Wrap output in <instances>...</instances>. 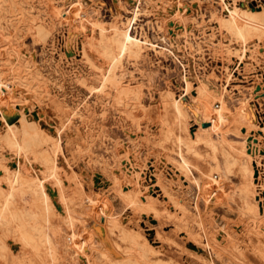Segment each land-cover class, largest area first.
<instances>
[{
	"label": "rangeland",
	"instance_id": "374dc122",
	"mask_svg": "<svg viewBox=\"0 0 264 264\" xmlns=\"http://www.w3.org/2000/svg\"><path fill=\"white\" fill-rule=\"evenodd\" d=\"M72 5L81 6L82 17L66 22ZM233 6L262 12L264 0H0V53L5 57L0 59V98L6 84L15 85L18 96V104L1 101L0 109L12 125L21 122L23 112L32 117L49 137L52 158L69 176L67 200L58 199L54 190L49 214L61 231L57 264H138L140 252L154 260L145 246L175 264H198L188 253L213 234L230 240L226 264H248L245 247L254 239L264 244V31L242 43L223 24ZM137 13L130 34L144 45L142 60L126 57L118 72L132 93L124 92L118 103L104 100L93 91L100 74L107 76L104 65L90 50L81 54L90 32L85 18L128 25ZM189 86L207 102L196 98V90L186 95ZM110 89L106 92L115 95ZM220 99L230 123L216 131L204 114ZM174 100L186 103L184 117L176 122ZM70 110L79 116L70 120ZM241 110L252 126L242 121ZM227 144L243 146L252 155V184L244 177L247 160L233 155ZM12 153L0 145V178L4 167L19 169ZM185 164L192 165L186 170ZM38 167L30 156L19 170L36 177ZM39 172L40 178L49 176ZM252 186L256 198L248 193ZM139 191L144 200L147 194L157 200L155 210L126 202ZM93 199L98 203L91 209ZM65 217L75 220L72 228L62 226ZM122 232L141 236L138 243H125L118 237ZM75 233L84 235L81 248L71 244ZM115 240L123 251H114ZM7 245L3 264L39 263L16 239Z\"/></svg>",
	"mask_w": 264,
	"mask_h": 264
},
{
	"label": "bare ground",
	"instance_id": "6f19581e",
	"mask_svg": "<svg viewBox=\"0 0 264 264\" xmlns=\"http://www.w3.org/2000/svg\"><path fill=\"white\" fill-rule=\"evenodd\" d=\"M228 11L230 14V18L228 20H224L223 24H225L228 27L229 31L235 34V36L242 43L244 44L247 43L248 36L250 34L264 31V11L262 12L252 11V10L246 11V10L237 9L236 6H233L232 8L230 7V10ZM82 14L83 13L81 6L72 5L71 10L68 13V16L64 18V20L66 22H77L78 19L82 17ZM138 16L139 15L137 13L134 19L129 20L128 25H122V24L112 25L99 21L92 22L89 19L85 18L87 22L86 26L87 25L89 26L90 32L89 34H87L82 44L81 54L85 53L86 50H90L100 57L102 64L104 65V68L107 72V76H103L102 74H100L101 77H103L102 81L100 80L101 83L99 82L100 86L97 83H94L93 91H95V94L98 95V97L99 96L104 97L103 98L104 100L105 98L108 100L112 98L115 101H117V99L123 100L125 94L124 92L129 93V91L131 90V88L130 90L127 89L129 88L127 87L129 85L128 84L126 85V82L124 83L123 81L124 78L122 79V77L118 75V72L121 71L123 64L122 61L126 57H134L136 61L142 60V50L144 45L141 41L134 38L130 34V29L132 28L131 25L136 22ZM42 29L44 30L43 27ZM4 58H5L4 55L0 53V59L4 60ZM237 61L243 63L244 58L240 54H238ZM120 75L123 76V73H121ZM192 86H189V88L187 87L188 91L186 95H190L192 90H196ZM107 88L108 89L111 88L112 90L116 91V94L113 95V94H109V92L107 93L106 92ZM135 88L138 89L137 100L141 104L142 93H143L142 88L141 86L139 87V85H137ZM2 89H3L1 90L2 97L0 98V102L11 101L12 103H16L15 99L18 97L16 86L6 84L5 86H2ZM196 92L198 93L196 98L205 101L206 96L197 90ZM127 95L125 97H127ZM1 103L4 104L3 102ZM219 103H220L219 106L213 105L211 106L210 109L205 108L206 111L204 110L205 111L204 117L207 119V121L212 122L211 129L216 131L223 130L225 126H228V124L230 123V116L226 106V102L224 101V99H220ZM16 104H18V101ZM185 104L178 100H174L173 103L170 105L173 111L175 122L184 117L183 114H184ZM83 108H85V106ZM84 111H88V109L85 108ZM0 112L2 113V121L4 123V126L0 128L2 129V131H0V145L9 148L13 152L12 154H15V157L18 159L19 169H21L24 160L30 156L35 159L37 166H39L38 169L36 170L37 171L36 177L33 176L26 177L22 174V172L19 169L13 171L9 167L3 168L4 174L3 177L0 178V264H3L5 255L9 251L7 245L8 240H11L13 238L16 239L17 242L24 247L26 252L29 251L28 255L32 256L33 261L34 259H36L35 261L38 260L40 264H57L58 255L60 254L59 251H61V240H60L61 231L58 224L53 225L51 223V221L49 220V214L54 210V203L52 199L54 190L57 191L58 199H60L62 202H65L67 200L65 196L67 195L65 193L67 188L65 180L67 177H69L66 176L68 175V173L65 170H62L58 166L56 160L52 158V156L55 155L53 154L51 155L52 150L48 149V146H50L48 145L49 137L47 138L46 137L47 135L45 136V134H43L40 131V129L37 128L32 117L26 115V113L23 112L24 114L21 122L19 121L20 123L18 125H12L7 121L4 111L0 109ZM78 116H79V111L70 110L69 113L70 120ZM241 118L242 121L248 122L247 121L248 119H246L247 118L246 114H243L242 110H241ZM249 125L252 126L250 123ZM175 141L181 143L183 140L180 137L179 138L176 137ZM52 145L54 146V143ZM229 146H230L229 149L233 152V155L234 154L236 155V153L237 156L243 155L244 159L247 160L244 169V177L248 180L249 184H252V182H254L253 181L254 168L252 166L253 163L252 155L248 154L246 152L245 147L243 146L241 147H238L239 145L238 146L229 145ZM188 149L191 152L197 150L195 148L194 150L191 147H189ZM194 153L196 154V151ZM196 157L199 158V156ZM1 164L3 165V162ZM187 164H189V162ZM189 166H186L185 169L187 170ZM39 171L43 172V174H49V176L47 178H43V177L40 178ZM77 187L79 188L78 185ZM81 189L84 190L82 187ZM139 192L140 193L134 192L131 195H129V197H127L126 202L127 203L130 202L134 204L138 203L142 206V208L144 207L147 210H155V208H157V204H156L157 200H155L150 194H147L146 199L144 200L142 198L141 191ZM248 193L250 194L251 197L256 198L257 195L256 186L249 187ZM29 201H32V203H30ZM97 203H98L97 200L95 199L91 200L90 201L91 209L97 207ZM106 205L104 206L106 207ZM176 205L178 210L181 211L182 216L186 217L184 211L180 208L179 201H177ZM105 209L106 208H104V210ZM74 222L75 220L73 221L72 219L65 217L64 219H62L61 224L62 226L65 225L69 228H72V225L75 224ZM111 233L112 234L116 233L114 227L111 228ZM138 234L122 232L118 237L121 240H123L125 243H136V242L138 243L141 236L140 234H139L140 236ZM83 236H84L83 234L78 236V234L76 235L75 233V235H72V237L70 238V240H72L71 244L74 243L79 248H81L85 241V240L83 241L84 238ZM206 240H207L206 245H203V243L198 242L199 248L197 247L198 248L197 251H192V252L188 251L189 252L188 256L192 255L199 262L198 264H226L224 259V253H227L226 252L227 247L230 248L231 246L230 240L226 239L225 237H223V240L218 239L217 234L207 236ZM114 243H115L113 246L114 251H123V247L121 246V243L118 240H115ZM144 251L149 253L152 257H154V260H150L147 257V254L140 252L137 261L138 264H175V262L172 261L171 259H163L158 257L157 256L158 253L153 249H151L149 246H145ZM243 253H244L243 257L247 260L248 264H264V244H262V242H260L259 240H255V239L251 240L250 243L247 245V247H245V249L243 250ZM190 258L192 257L190 256ZM11 261L10 264H12ZM111 264H121V263L117 262V260H111Z\"/></svg>",
	"mask_w": 264,
	"mask_h": 264
}]
</instances>
